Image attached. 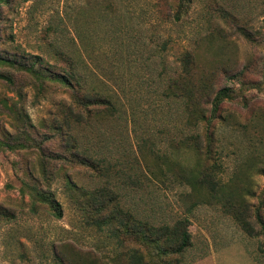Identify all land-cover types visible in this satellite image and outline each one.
Segmentation results:
<instances>
[{
	"label": "rangeland",
	"instance_id": "374dc122",
	"mask_svg": "<svg viewBox=\"0 0 264 264\" xmlns=\"http://www.w3.org/2000/svg\"><path fill=\"white\" fill-rule=\"evenodd\" d=\"M176 1L2 0L0 264H128L134 248L146 264H264V0H192L181 21ZM186 50L193 88L211 80L207 116L218 91L231 95L202 126L199 151L184 145L195 130L182 103L164 94ZM59 53L113 97L112 116L101 107L74 132L100 167L71 155L76 102L52 75L69 69ZM208 173L213 184L199 183ZM103 189L115 197L102 209ZM117 209L149 226L187 220L190 246L124 235L117 246V223H90Z\"/></svg>",
	"mask_w": 264,
	"mask_h": 264
},
{
	"label": "trees",
	"instance_id": "16d2710c",
	"mask_svg": "<svg viewBox=\"0 0 264 264\" xmlns=\"http://www.w3.org/2000/svg\"><path fill=\"white\" fill-rule=\"evenodd\" d=\"M2 0H0L1 4ZM192 0H177L174 7V20L181 21L190 11ZM167 16H170L167 14ZM166 16V17H167ZM61 56H65L66 62L69 66L66 74L61 75L58 72H53L52 75L56 80L70 90L73 95V99L76 102V109L73 106L66 108V126L68 128L67 136L69 137V147L71 148V155L75 159H79L83 164L90 167H100L97 164L96 158L88 151H82L78 137L74 135L75 130L80 127L83 123H90L93 118H100L101 107L105 108V111L109 115H113V97L109 94L103 93L101 90L94 87H86L83 77L79 74L77 69V62L72 56H66L63 53H59ZM181 79L173 80L169 79L168 84L164 90V94L168 98H175L182 103L184 108V116L190 127L194 128V134L184 141V145L188 148L194 147L198 151L202 149V126L207 124L211 125L212 119L216 117V113L224 101L231 98L228 89H222L215 94L213 100V116L208 117V110L206 105L210 103V97L213 92L210 91L212 84L209 78L200 79L193 88L191 83V77L197 69L195 55L191 50H186L182 53L179 58ZM97 108V111L94 109ZM78 109V110H77ZM85 113H84V112ZM84 113V114H83ZM208 137V150L210 151L212 146V134L211 129H207ZM72 157V156H71ZM95 165V166H94ZM104 172L109 173L110 168H100ZM198 182L203 185H212L210 175H202L198 179ZM114 193L109 189L98 190L93 194V202L98 208H105L114 200ZM54 212L60 217L59 205L53 206ZM91 225L101 228L106 224H116L123 231H113V240L117 243V246L124 244L125 238H130L139 243L147 244L154 243L157 239H165L167 245L175 247L176 253L184 252L190 246V233L187 230L186 221H179L174 226L163 225V226H149L143 222L137 221L130 214L123 213L120 209L113 210L108 214L106 218H91ZM148 231V233H146ZM165 253H169L163 250ZM128 264H146L143 254L138 248L130 250V253L125 256ZM124 259V260H125ZM93 264H97L93 261ZM114 263V261H113Z\"/></svg>",
	"mask_w": 264,
	"mask_h": 264
}]
</instances>
